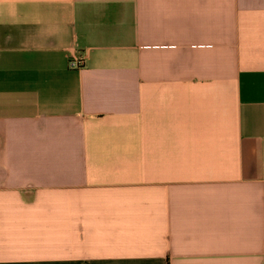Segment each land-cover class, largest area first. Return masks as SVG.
<instances>
[{
    "label": "crops",
    "instance_id": "obj_1",
    "mask_svg": "<svg viewBox=\"0 0 264 264\" xmlns=\"http://www.w3.org/2000/svg\"><path fill=\"white\" fill-rule=\"evenodd\" d=\"M0 264H264V0H0Z\"/></svg>",
    "mask_w": 264,
    "mask_h": 264
},
{
    "label": "built area",
    "instance_id": "obj_2",
    "mask_svg": "<svg viewBox=\"0 0 264 264\" xmlns=\"http://www.w3.org/2000/svg\"><path fill=\"white\" fill-rule=\"evenodd\" d=\"M84 66V60L81 58H75L73 57L71 62H70V67L71 68H81Z\"/></svg>",
    "mask_w": 264,
    "mask_h": 264
}]
</instances>
